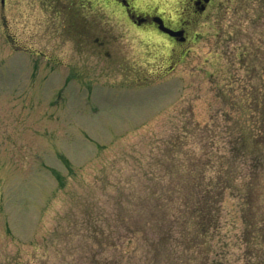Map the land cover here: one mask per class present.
Returning <instances> with one entry per match:
<instances>
[{"label": "rangeland", "instance_id": "1", "mask_svg": "<svg viewBox=\"0 0 264 264\" xmlns=\"http://www.w3.org/2000/svg\"><path fill=\"white\" fill-rule=\"evenodd\" d=\"M96 1L0 0V264H244L237 192L205 235L192 207L264 135V0H212L182 44Z\"/></svg>", "mask_w": 264, "mask_h": 264}, {"label": "trees", "instance_id": "2", "mask_svg": "<svg viewBox=\"0 0 264 264\" xmlns=\"http://www.w3.org/2000/svg\"><path fill=\"white\" fill-rule=\"evenodd\" d=\"M254 102L257 103L254 114L261 116L260 120L264 118V113H261V107L263 105L258 101V96L256 95ZM261 104V105H260ZM261 108V109H260ZM263 110V109H262ZM262 125L259 127H246L245 135L241 136L243 139L241 142V148L235 149V147L229 148V152L233 153V156L239 158L243 157L244 160H237V158L232 159L225 158V166L220 162L217 166V171L215 172L216 178H211L206 180L207 185L205 190H208L207 196H201L196 206H193L194 212H192L193 217L197 220V225L201 229V234H207V228H216L219 213H221V200L223 198V193L225 191L237 192L236 195L240 199L241 205L239 208V213L241 215V245L245 247L243 251L244 264H264V204L261 206L259 211L260 214L256 213L254 209L250 206L252 200V190L253 189V179L255 171H264V151L260 148L259 142L263 143L264 146V135L261 133ZM249 131L251 133H249ZM256 134V135H255ZM253 137H257L258 143L254 142ZM237 152V155H236ZM249 160H246V157ZM238 158V159H239ZM245 165H247V168ZM202 186V183L198 187ZM240 189L238 192L237 189ZM261 203H264V187L260 188ZM187 205H184L186 207ZM188 207V206H187ZM186 207V209H187ZM182 210V209H181ZM206 228V229H205Z\"/></svg>", "mask_w": 264, "mask_h": 264}, {"label": "flooded vegetation", "instance_id": "3", "mask_svg": "<svg viewBox=\"0 0 264 264\" xmlns=\"http://www.w3.org/2000/svg\"><path fill=\"white\" fill-rule=\"evenodd\" d=\"M100 1V0H98ZM104 4H114L117 9L122 11V13L126 16V18L131 19V23L134 24L135 27L138 29L147 30L150 32H155L159 36L167 38L169 41L178 42L182 44L186 42L187 37L186 33L187 30L191 27V19L192 17H196V15H201L204 13L208 6L210 5L212 0L205 2L204 0H188V5L186 8V17H180L176 20H168L162 16L155 15V14H143V15H136L135 3L134 0H101ZM86 2L90 3V11L96 10L97 1L96 0H86ZM184 14V12L182 13ZM158 22H162L165 28L170 29L173 32L180 33L177 36H169L164 32L159 31ZM184 38V39H183ZM183 39V42H180Z\"/></svg>", "mask_w": 264, "mask_h": 264}, {"label": "water", "instance_id": "4", "mask_svg": "<svg viewBox=\"0 0 264 264\" xmlns=\"http://www.w3.org/2000/svg\"><path fill=\"white\" fill-rule=\"evenodd\" d=\"M205 1H208V0H205ZM159 24V29L165 33H167L168 35L170 36H176V35H180V33H174L173 31H170L169 29L167 28H164L163 25L161 24V22H158Z\"/></svg>", "mask_w": 264, "mask_h": 264}]
</instances>
